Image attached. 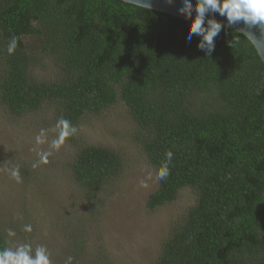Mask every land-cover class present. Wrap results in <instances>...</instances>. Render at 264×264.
Returning a JSON list of instances; mask_svg holds the SVG:
<instances>
[{"label": "trees", "instance_id": "16d2710c", "mask_svg": "<svg viewBox=\"0 0 264 264\" xmlns=\"http://www.w3.org/2000/svg\"><path fill=\"white\" fill-rule=\"evenodd\" d=\"M188 25L119 0H0V105L14 118L49 105L71 143L84 118L121 104L147 164L158 173L167 164L146 209L184 188L195 195L150 264H264V64L229 29L206 56L199 37L185 39ZM68 166L93 195L122 162L85 145ZM70 231L66 255L97 264L88 252L79 257V230ZM4 247L12 245L0 230Z\"/></svg>", "mask_w": 264, "mask_h": 264}, {"label": "rangeland", "instance_id": "374dc122", "mask_svg": "<svg viewBox=\"0 0 264 264\" xmlns=\"http://www.w3.org/2000/svg\"><path fill=\"white\" fill-rule=\"evenodd\" d=\"M134 134L121 104L100 117L84 118L71 143L61 138L49 105L18 118L0 105V230L12 248L24 236L33 251L46 246L51 264H69L64 247L73 243L66 234L74 226L85 248L79 257L88 252L97 264L152 263L195 195L184 188L172 203L147 210L159 173L147 164ZM85 145L112 149L122 162L119 174L93 195L73 181L68 166ZM17 169L18 179L12 175ZM25 225L32 231H24Z\"/></svg>", "mask_w": 264, "mask_h": 264}, {"label": "clouds", "instance_id": "9594fccd", "mask_svg": "<svg viewBox=\"0 0 264 264\" xmlns=\"http://www.w3.org/2000/svg\"><path fill=\"white\" fill-rule=\"evenodd\" d=\"M130 2L151 10L152 0H130ZM175 0H166V3L173 5ZM181 6L177 13L189 21L185 34V39L190 43L193 37H199L197 48L211 56L215 51V38L221 31L228 27H234L243 24L237 31L255 47L259 54L264 57V0H180ZM216 14L226 18V24L218 21ZM258 28L260 35L257 36L252 28ZM17 46V38L12 37L8 44L7 51L12 54ZM170 161L172 153H166ZM167 164L159 173V178L164 179L167 176ZM14 178L19 177L18 169L12 172ZM24 231L31 232V225H25ZM9 236L15 233L8 231ZM71 257H69V264ZM0 264H51L50 254L44 245H38L33 251L32 245L24 243L12 247L0 248Z\"/></svg>", "mask_w": 264, "mask_h": 264}, {"label": "water", "instance_id": "95a60500", "mask_svg": "<svg viewBox=\"0 0 264 264\" xmlns=\"http://www.w3.org/2000/svg\"><path fill=\"white\" fill-rule=\"evenodd\" d=\"M119 1L124 2L126 4H131V5H134V6H137V7H141V6H138L137 4H134V3L130 2V0H119ZM193 3H195V0H193ZM180 6H181L180 0H175V2H174L173 5L167 4L166 3V0H152L151 10L152 11H155V12L162 13L164 15H168V16L173 17V18H176V19H180V20H184L186 22H189V21L185 20L183 16H181V15H179L177 13V9ZM141 8H143V7H141ZM215 18L218 21H220V22H222L224 24L227 23L226 22V18L219 16V14H216V17ZM242 27H243V24L241 23V24L236 25L234 27H231V28L226 27L224 29L232 30V31H234V32H236V33H238V34H240L241 36L244 37V35L241 32H238L237 31L238 28H242ZM251 31H253L257 36L260 35V31L256 27L252 28ZM244 38H246V37H244ZM253 48L255 49L254 46H253ZM255 51H256L257 55L259 56L260 60L262 61V63L264 64V57H262L256 49H255Z\"/></svg>", "mask_w": 264, "mask_h": 264}]
</instances>
